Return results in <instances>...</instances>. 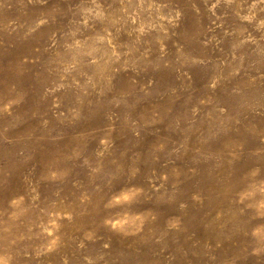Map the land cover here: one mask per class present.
<instances>
[{
    "label": "rangeland",
    "instance_id": "374dc122",
    "mask_svg": "<svg viewBox=\"0 0 264 264\" xmlns=\"http://www.w3.org/2000/svg\"><path fill=\"white\" fill-rule=\"evenodd\" d=\"M1 62L0 264H264V0H0Z\"/></svg>",
    "mask_w": 264,
    "mask_h": 264
},
{
    "label": "bare ground",
    "instance_id": "6f19581e",
    "mask_svg": "<svg viewBox=\"0 0 264 264\" xmlns=\"http://www.w3.org/2000/svg\"><path fill=\"white\" fill-rule=\"evenodd\" d=\"M0 66H1V68L3 67V68H5L6 66H7V63H4V62H1L0 63ZM2 68V69H3ZM4 70V69H3ZM16 126H18L19 127V124L18 125H16ZM72 127V126H71ZM66 129H68V128H66ZM69 130V129H68ZM26 131L27 130H23V135H22V137H23V139L24 140H26L27 141V148H31V147H33V144H35L36 143V140L35 139H33V137H28L27 136V133H26ZM14 133H12V134H10L12 137H16L15 135H13ZM82 138L84 137V136H81ZM38 140V139H37ZM233 143H234V139H233V141H232ZM41 143H43V144H45V142H42V140H41ZM232 144V143H231ZM14 150H16V147H14L13 148V151ZM226 151L224 152V154L227 156V157H233V158H236V157H238V155H239V152L238 151H236L235 149H234V147H233V144L232 145H229V147H226V149H225ZM35 158L37 159V160H42V162H41V165H40V167L38 168V171H40V172H43L44 170H45V168L46 167H52V165H53V162L52 161H54V160H52V161H46V158H47V151L46 150H44V149H37V152L35 153ZM165 169H169V165L168 166H166V168ZM118 175H119V173H118ZM232 181V180H231ZM186 185H190L191 186V183H186ZM217 187H219V186H216V187H213V188H217ZM104 190H106V188H104ZM3 201H5L4 199H3ZM109 215H111V213H109L108 211H102L101 213H100V215H99V217L101 218V219H106V217H109ZM82 217H84V216H82ZM261 224H260V226H262V229H263V231H264V222H260ZM255 237H258L259 238V236H255Z\"/></svg>",
    "mask_w": 264,
    "mask_h": 264
}]
</instances>
